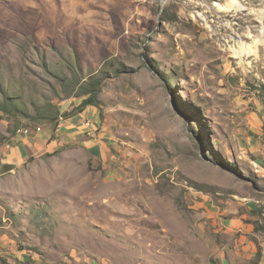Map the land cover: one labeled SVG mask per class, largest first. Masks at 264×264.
Masks as SVG:
<instances>
[{
	"label": "rangeland",
	"instance_id": "1",
	"mask_svg": "<svg viewBox=\"0 0 264 264\" xmlns=\"http://www.w3.org/2000/svg\"><path fill=\"white\" fill-rule=\"evenodd\" d=\"M5 96L0 264H223L264 243V0H0Z\"/></svg>",
	"mask_w": 264,
	"mask_h": 264
},
{
	"label": "crops",
	"instance_id": "2",
	"mask_svg": "<svg viewBox=\"0 0 264 264\" xmlns=\"http://www.w3.org/2000/svg\"><path fill=\"white\" fill-rule=\"evenodd\" d=\"M77 124L67 123L62 129L60 127L58 131L64 134L66 130H71L73 126L75 128ZM42 140L43 137L35 146L42 144ZM216 254H218V260H221L223 264H264V243H227L217 248Z\"/></svg>",
	"mask_w": 264,
	"mask_h": 264
},
{
	"label": "trees",
	"instance_id": "3",
	"mask_svg": "<svg viewBox=\"0 0 264 264\" xmlns=\"http://www.w3.org/2000/svg\"><path fill=\"white\" fill-rule=\"evenodd\" d=\"M102 82L101 81H92L86 90V92L83 93L84 99H82L77 112L82 113L87 107H98L97 97L98 93L100 91ZM13 100V99H12ZM11 99L8 97H4L2 99V102H0V111L6 112L7 109L12 107Z\"/></svg>",
	"mask_w": 264,
	"mask_h": 264
},
{
	"label": "built area",
	"instance_id": "4",
	"mask_svg": "<svg viewBox=\"0 0 264 264\" xmlns=\"http://www.w3.org/2000/svg\"><path fill=\"white\" fill-rule=\"evenodd\" d=\"M81 126H82V130H86V131H90L93 127L92 124L87 120H85ZM41 132H42L41 128L38 127L35 129L36 134H40ZM29 135H30V129H28V128L18 129L17 133H16V136H18V137H27Z\"/></svg>",
	"mask_w": 264,
	"mask_h": 264
},
{
	"label": "bare ground",
	"instance_id": "5",
	"mask_svg": "<svg viewBox=\"0 0 264 264\" xmlns=\"http://www.w3.org/2000/svg\"><path fill=\"white\" fill-rule=\"evenodd\" d=\"M231 8H232L233 10H237V9H238V8L236 7L235 3L233 2V3H231L228 7H226V8H222L221 10H224V11L229 12V11L231 10ZM242 49H243V48L241 47L240 50H242Z\"/></svg>",
	"mask_w": 264,
	"mask_h": 264
}]
</instances>
